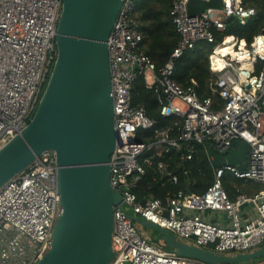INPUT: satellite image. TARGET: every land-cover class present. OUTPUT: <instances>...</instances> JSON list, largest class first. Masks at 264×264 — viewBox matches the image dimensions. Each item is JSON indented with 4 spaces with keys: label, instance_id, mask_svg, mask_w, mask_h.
<instances>
[{
    "label": "built area",
    "instance_id": "built-area-1",
    "mask_svg": "<svg viewBox=\"0 0 264 264\" xmlns=\"http://www.w3.org/2000/svg\"><path fill=\"white\" fill-rule=\"evenodd\" d=\"M222 1L223 9L209 8L190 16L189 0H173L171 15L180 39L169 60L158 68L140 49L139 0H124L108 40L115 122L121 139L111 155L110 181L123 195L115 207L116 256L111 264H210L178 255L164 241L155 242L132 215L218 254L235 255L264 246V190L253 196L239 194L232 200L223 186L227 173L264 183V29L251 41L224 35L214 46L210 67L216 73L214 91L224 101L221 108H213L212 98H200L194 85L182 86L173 79L176 59L200 41L217 42L218 34L228 28L229 17L246 24L258 14L248 0ZM62 5L63 0H0V148L22 132L40 102L57 57ZM230 36L235 40L234 54L218 53ZM214 58L222 59L224 67H215ZM140 77L156 93L161 115L180 118L173 127L158 130L149 144L139 141L138 134L154 128L157 120L144 105L133 103L134 83ZM174 127L178 130L175 136ZM237 139L248 145L247 168L214 167L213 182L205 192L180 189L162 200L141 199L134 191L146 173L141 162L146 150L182 149L186 151L182 158L191 160L195 144H201L214 162L209 145L225 155ZM144 161L152 163L150 158ZM167 175L170 182H178L176 174L169 171ZM249 204L255 213L246 216L244 206ZM208 212L227 214L228 223L211 221ZM61 213L56 155L45 152L0 188V264L40 260L50 248ZM245 264H264V260Z\"/></svg>",
    "mask_w": 264,
    "mask_h": 264
},
{
    "label": "water",
    "instance_id": "water-1",
    "mask_svg": "<svg viewBox=\"0 0 264 264\" xmlns=\"http://www.w3.org/2000/svg\"><path fill=\"white\" fill-rule=\"evenodd\" d=\"M123 3L63 0L57 57L40 102L22 132L0 148V188L42 153L56 155L62 213L54 225L50 248L33 264H111L116 256L115 207L122 203L123 195L111 184L110 162L121 139L115 122L108 40ZM209 8L223 9L224 3L189 0L187 13L195 16ZM233 20L231 16L227 22ZM248 151L247 143L240 139L225 155L214 144L209 145L217 167L229 164L245 170ZM132 218L159 231L160 238L153 240L164 241L181 256L210 264L264 258V246L235 255L218 254L181 241L145 218Z\"/></svg>",
    "mask_w": 264,
    "mask_h": 264
},
{
    "label": "trees",
    "instance_id": "trees-1",
    "mask_svg": "<svg viewBox=\"0 0 264 264\" xmlns=\"http://www.w3.org/2000/svg\"><path fill=\"white\" fill-rule=\"evenodd\" d=\"M248 2L257 7L258 14L255 18L246 24H242L238 19L232 21L224 34H218L217 42L200 41L175 62L173 79L182 86L194 85L200 98H212L215 109L221 108L224 101L219 93L214 91L216 73L210 67L209 58L214 46L224 35H234L251 41L264 29V0H248ZM172 5L173 0H139L136 8L137 17L141 22L140 49L152 58L158 68L169 60L180 39L171 15ZM133 103L144 105L148 114L157 120L154 128L139 132L138 140L145 144L157 138L158 130L173 127L175 122L180 120L177 116L161 115L157 95L146 88L142 77L134 83ZM177 133L178 130L174 127L172 135L175 136ZM195 149L196 152L191 160L182 158L186 153L182 149L162 147L159 150L155 148L146 150L141 156V162L146 166V173L134 187L139 198L153 196L165 200L168 194L180 189L188 192H205L213 182L216 165L210 161L203 145L195 144ZM146 158H150L152 163L145 162ZM169 171L178 176L177 183L169 181L167 175ZM223 186L232 200H235L239 194L253 196L264 190L263 182L237 178L231 173L224 176Z\"/></svg>",
    "mask_w": 264,
    "mask_h": 264
},
{
    "label": "crops",
    "instance_id": "crops-1",
    "mask_svg": "<svg viewBox=\"0 0 264 264\" xmlns=\"http://www.w3.org/2000/svg\"><path fill=\"white\" fill-rule=\"evenodd\" d=\"M244 212L246 216H251L253 213H255V208L253 207L252 204L244 206ZM225 213L222 212H212V213H206V217L210 219L211 221H216L218 223L222 224H227L228 223V218L225 216ZM258 261V260H257ZM248 263V262H247ZM239 264H245L239 263Z\"/></svg>",
    "mask_w": 264,
    "mask_h": 264
},
{
    "label": "bare ground",
    "instance_id": "bare-ground-1",
    "mask_svg": "<svg viewBox=\"0 0 264 264\" xmlns=\"http://www.w3.org/2000/svg\"><path fill=\"white\" fill-rule=\"evenodd\" d=\"M234 21V20H233ZM234 38L233 37H229L227 39V41L224 43V45L218 47V53H223L224 55L226 54H234ZM248 62H246L244 64V66L247 65ZM214 65L215 67H218V68H223L224 67V61L220 58H214Z\"/></svg>",
    "mask_w": 264,
    "mask_h": 264
},
{
    "label": "rangeland",
    "instance_id": "rangeland-1",
    "mask_svg": "<svg viewBox=\"0 0 264 264\" xmlns=\"http://www.w3.org/2000/svg\"><path fill=\"white\" fill-rule=\"evenodd\" d=\"M142 229L147 231L149 233V235H151L154 239H158L161 236V234L157 230H154L151 228H145V227H142Z\"/></svg>",
    "mask_w": 264,
    "mask_h": 264
}]
</instances>
